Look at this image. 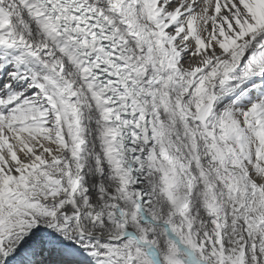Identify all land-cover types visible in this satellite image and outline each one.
Masks as SVG:
<instances>
[{
	"label": "snow or ice",
	"instance_id": "obj_1",
	"mask_svg": "<svg viewBox=\"0 0 264 264\" xmlns=\"http://www.w3.org/2000/svg\"><path fill=\"white\" fill-rule=\"evenodd\" d=\"M0 264H264V0H0Z\"/></svg>",
	"mask_w": 264,
	"mask_h": 264
}]
</instances>
